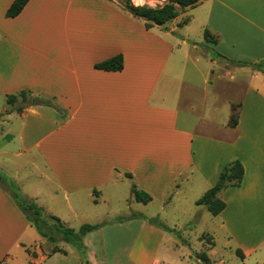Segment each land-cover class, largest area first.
<instances>
[{"label":"crops","instance_id":"0c3cea01","mask_svg":"<svg viewBox=\"0 0 264 264\" xmlns=\"http://www.w3.org/2000/svg\"><path fill=\"white\" fill-rule=\"evenodd\" d=\"M14 1L0 0V264H85L40 235L14 184L75 232L103 225L83 238L90 264H227L221 241L264 264V73L235 64L264 66V0H199L150 29L110 0H30L8 18ZM118 55L122 71L95 68ZM24 90L52 106L13 110ZM235 161L242 183L214 216L197 202Z\"/></svg>","mask_w":264,"mask_h":264},{"label":"trees","instance_id":"16d2710c","mask_svg":"<svg viewBox=\"0 0 264 264\" xmlns=\"http://www.w3.org/2000/svg\"><path fill=\"white\" fill-rule=\"evenodd\" d=\"M29 1L30 0H15L7 11V17L15 18L19 16ZM198 4L199 0H168L167 3L161 7L151 8L148 6H134L131 0H127L123 7L134 17L143 19L146 22V27L150 29L154 26L164 27L166 24L175 20L179 16L180 10L195 8ZM187 22V20L184 21L180 26L186 25ZM204 35L208 42H217V39L210 33L209 30H206ZM235 64L238 66H252L254 69L264 73V66L262 65L240 62ZM95 68L103 71L120 72L124 69V58L122 55L115 56L102 63L96 64ZM28 95L32 96L31 92L24 90L18 95L9 96L8 104L12 105L16 98L21 96L23 97L22 101L27 105L52 106L50 101L41 97H31L30 99H27ZM236 112V108L233 107V114L230 119V125L232 126L237 124L238 113L236 114ZM244 173L245 169L240 161H235L226 165L222 170L220 179L216 186L210 189L206 195L197 202V204L206 206L212 215H219L225 208V202L219 197L220 193L227 187H239L242 183ZM127 176L131 177L129 174ZM2 178L3 177L0 175V179ZM131 192L135 196L136 201L140 203L148 204L152 201L151 195L138 189L135 184L132 185ZM11 193L20 210L36 227L42 237L47 238L52 243L65 241L75 245L82 254L85 264H90L87 258L86 246L84 245L83 238L88 233L101 228L103 226L102 224L84 225L80 232H75L74 230L66 227L60 218L43 212L37 203L21 193L16 184L11 187ZM123 220V218L120 219V221ZM150 223L160 226L168 232L175 233L156 220H150ZM54 252L65 253L64 250L59 248H55ZM238 256L241 259H244V255L241 251H238ZM196 257L201 261V264H213L206 253L196 254Z\"/></svg>","mask_w":264,"mask_h":264},{"label":"rangeland","instance_id":"374dc122","mask_svg":"<svg viewBox=\"0 0 264 264\" xmlns=\"http://www.w3.org/2000/svg\"><path fill=\"white\" fill-rule=\"evenodd\" d=\"M112 2H119L120 4L125 5L126 1L127 0H110ZM168 0H131L132 4L134 6H142L143 3H144V6H148V7H151V8H156V7H161L163 5H165L167 3ZM182 18H179L177 20H173L171 22H169V26H172V25H175L177 23L180 22ZM201 43H203V36H201L200 34L197 33H193V39L192 41L189 43L191 46H194V45H197L198 49H200L199 51H201V49L203 48V46L201 45ZM212 58H215V56L212 55ZM193 64V63H192ZM207 64L206 60L202 59V62L199 64V65H205ZM198 76V79L200 81V78H199V75ZM197 79V80H198ZM225 87V85H224ZM32 96L31 95H28L27 96V99H30ZM2 99V98H1ZM23 97L21 96H18L16 98V100L12 103V108L13 110H16L18 112L24 110L25 107H27V104H25L23 101H22ZM226 101L227 99H223V107L226 106ZM237 110L236 114L238 113V116H239V112H238V106H234ZM223 245V242H219L218 243V249H219V252H220V256H225L226 258V263L227 264H241L240 260L238 258H236L235 256L231 257V255L224 251L222 249V246ZM212 262V261H211Z\"/></svg>","mask_w":264,"mask_h":264},{"label":"built area","instance_id":"2783aa9c","mask_svg":"<svg viewBox=\"0 0 264 264\" xmlns=\"http://www.w3.org/2000/svg\"><path fill=\"white\" fill-rule=\"evenodd\" d=\"M142 6H144V3H143V5Z\"/></svg>","mask_w":264,"mask_h":264}]
</instances>
